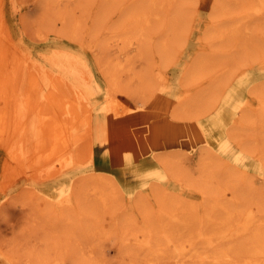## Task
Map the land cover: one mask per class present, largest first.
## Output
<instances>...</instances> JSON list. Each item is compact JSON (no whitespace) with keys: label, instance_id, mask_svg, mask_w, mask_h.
Instances as JSON below:
<instances>
[{"label":"rangeland","instance_id":"rangeland-1","mask_svg":"<svg viewBox=\"0 0 264 264\" xmlns=\"http://www.w3.org/2000/svg\"><path fill=\"white\" fill-rule=\"evenodd\" d=\"M115 1L114 6L125 0ZM180 1L183 9L179 26L175 32L172 28L167 31L169 49L162 51L159 40L168 28L167 19L172 27V8L144 29L145 54H137L136 48L129 53L132 69L117 70L121 89L112 93L107 74L96 59L97 55L108 62L112 59V66L115 59L124 57L118 58L115 49L109 48L113 32L96 22L109 0L66 1L73 15L81 19L74 37L63 30L58 18L51 15L52 21L46 20H51L45 15L49 7L46 0H0V264H130L136 258L126 251L128 230L145 231L146 244L153 247L158 244L157 232L152 234L156 224L162 233L167 221L176 223L185 217L195 234L203 231L204 194L194 178L202 179L198 165L206 155L213 156L214 168L232 181L226 190L237 188L238 200H253L256 208L260 203L259 212L264 215V160L255 155L264 152V120L259 118L264 104L251 91L264 88V11L245 13L259 0L247 6L239 4L242 0ZM114 9L104 26L116 25L114 21L121 17L119 8ZM241 18V34L235 40H221L216 28L235 26ZM242 35L251 37V47L243 49L239 43L234 44ZM202 50L207 55L225 52L231 56L224 65L210 69L214 72H207H217L213 78L196 86L204 73L190 86L184 85L182 74L186 67L194 66L193 58L203 55ZM111 53L112 58L108 55ZM139 71L151 77L154 92L160 90L147 100L141 99L145 98L140 94L143 87L134 75ZM206 88L213 96L208 104L202 103L205 109L194 113L190 106L172 116L184 103L178 104L180 96L189 92L193 97ZM46 92L72 102L78 109L77 126L67 132L63 143L62 138L51 140L43 135L51 114L40 104ZM166 101L169 109H164ZM112 105L127 111L123 118L111 115ZM247 105L255 109L249 119L242 114ZM139 109L151 116L149 126ZM168 115L169 120L165 119ZM241 117L243 121L237 122ZM166 158L171 159L170 164L166 162L169 167L163 162ZM92 175L102 177L106 181L104 192L111 195L115 191L117 197L106 204L93 202L96 192L87 179ZM112 180L117 183L115 190L110 187ZM155 187L181 196L199 210L180 218L179 210L172 206L171 215L162 216L153 194ZM144 194L155 220L152 223L135 207V201L145 203ZM31 198H35L33 202L41 200L39 206ZM234 199L229 192L226 200ZM48 203L50 207H43ZM46 208L57 218L71 217V237H79L85 254L68 243L63 260L59 253L45 261H29L26 251L41 237L39 228L34 232L30 226L42 220L38 214ZM128 215L134 217L124 224L122 219ZM139 249L144 253L150 248ZM163 260L164 264H181L173 258Z\"/></svg>","mask_w":264,"mask_h":264},{"label":"bare ground","instance_id":"bare-ground-1","mask_svg":"<svg viewBox=\"0 0 264 264\" xmlns=\"http://www.w3.org/2000/svg\"><path fill=\"white\" fill-rule=\"evenodd\" d=\"M66 1H70V0H66ZM66 1L46 0L45 4H47L49 7L46 5V7L48 8L46 10L47 13L45 15H47V17H49L50 19H51L50 17L51 15H53L52 18L53 17L58 18L64 24L63 30L71 37H74L78 35L77 28L81 24V19L73 15L72 8L69 7L68 5L69 2ZM125 1L114 6L116 1L109 0V3L108 5H106L105 10H103V12L100 13L99 15V21H98V17L96 18V22L99 25L105 28L107 27V29L113 32L112 35L110 34L112 39L109 41V48L111 47L113 50L115 49V52H117L118 54L117 56L118 58L120 56H124L116 60L115 58L117 57H114L115 55L113 53L114 55L113 58L115 59V61H113L114 65L112 66L109 65V62L112 63L111 62L112 59L108 62L107 59L105 58L102 59L103 56L101 55L96 56V59L99 63L101 70L105 73V75L107 74L106 77H108L110 89L113 90L111 91L112 93H115L116 90L121 89V84L119 81L120 77H118L119 71L117 72V70L131 71L132 69V64H131L132 57L131 55H129V53L136 48V50H139L137 54H140L141 56L145 54L144 29L147 26L151 25V23L154 20L160 18L161 13H164L165 11L168 12L170 8L174 9L172 27L169 26L170 20L167 19L166 24L168 25V28L164 30L163 35H161L159 40V45L162 51L168 50L170 37H169V32L167 31L168 30L170 31V29L172 28V30H174L175 32V28L179 26V22L181 19L180 14L182 13V9H183L182 7L183 4L181 3L180 0H133L131 2L128 0L127 1L128 3H126ZM250 1L253 0H248V1L242 0V2L239 4H241L242 6L245 5L247 6L248 5L247 3ZM51 7H53V10H51ZM112 8H115L113 11H116L117 8H119L118 11H121L122 15L120 14L121 17L118 20L114 21L113 24L116 25L110 24L104 26L105 20H107L109 17L112 16V15L108 16ZM246 9H247V11H245V13L247 12L246 14L262 12L264 11V0H259V2L256 4L252 3ZM46 20L52 21V19L51 20L46 19ZM241 21L242 18L238 21L240 23L238 24L236 23L235 26L230 25L226 27H221V26L217 27L216 30L219 36L221 37L220 39L226 40L227 38H232L233 40H235V38L239 34H241L240 28L241 25L243 24V23L241 24ZM252 42L253 40L251 39V37H248L246 35H244L243 37L242 35V37L238 41H235L234 44L237 45L239 43L240 47L244 49L251 47L250 45H252ZM134 44L135 47L133 48ZM240 50L242 49L240 48ZM203 51L204 50L200 52L203 55H201L199 58H193L196 60L194 66L190 68L191 65H189L188 67H186V70L182 74L184 75L182 77V82L184 85L190 86L191 81H194L195 79L197 80V78H199L201 75L203 76L204 73L210 72L213 68H215V66L225 63V61L228 60L231 56L229 54H225V52L220 53V55H217V53L215 52H213V54L210 52L208 54L211 55H207L204 54ZM108 55H110L111 56L110 58H112V53ZM206 56H211V57H206ZM106 67L108 68L110 67L111 72ZM204 68L207 69L204 71ZM222 69L223 66H221V70ZM218 70L220 69L218 68ZM116 74L118 75L117 76L118 79L116 77ZM216 74L217 72L212 74L207 73L203 79L198 80V82L196 81L197 82L196 86H198L205 80L213 78ZM134 75L137 76L140 88L143 87V91L142 93L140 92V94L146 99L141 98L142 100H147L149 96L153 94H158L160 92V90L154 92L151 77L147 75L146 71L134 72ZM2 85L3 83L2 84L0 83V88H2ZM251 91L256 93V95L259 97V99H261L262 103L264 104V88L261 87L259 89H252ZM212 96L213 94L210 88H206L203 91H200L198 94H196L193 97L189 92H185L182 97L180 96L181 99L178 102V104L184 102L181 105V109L179 108L180 111L178 110L177 112L173 110L174 112H172V116L175 117L176 114L180 115L183 108L190 109V106H191V111L194 113H196V110L201 111L202 109H205L203 108L202 103L206 102L208 104ZM40 104H44L47 110L51 113L49 119L50 125L48 129L44 131L43 133L44 137L46 139L50 138L51 140H56V139L61 140L62 138L64 139L62 143L65 142L66 140L65 136H67V132L70 130H74L77 126L76 125L77 119L78 120L80 119V117H78V109L76 105L73 104L72 102H67L65 100L54 98V93L52 92H46L43 101L40 102ZM168 104L169 102L166 101V103L164 104V109L170 108L169 107L170 105L168 106ZM111 109H112L111 115L114 116L116 119L123 118V114L127 113V111H121V109L115 105H112ZM243 109L244 110L242 111V114L245 116V119H249V116L253 114L252 109L255 110L251 105H247L246 107H243ZM138 111L140 112V115H143L144 121L149 126V124H151L150 122L151 116L146 115L140 109ZM260 112L262 114L259 115V118L260 119L262 118L264 120V108H262ZM166 118L168 119L170 118V116L168 115L165 117V119ZM170 121H172V119H170ZM242 121L243 119L241 117L238 119L237 122L241 123ZM204 127L205 126H203V128ZM203 131L204 132L207 131L206 127L203 129ZM56 150L59 151L60 149H56ZM255 155L258 157H262V159L264 160V152L262 151L255 152ZM168 160L171 159L170 158L163 159V162L166 166L169 167V165L166 164ZM168 163L170 164L171 162ZM171 167L173 168L174 166ZM198 169L203 172V177L200 180L196 178L194 179L196 180L195 182L198 184V187L202 190L204 194V198L202 200L203 205H201V207L204 208L203 228L205 229L195 234L191 229L190 223L187 225L186 221L184 220L186 219L184 217L185 213L187 215L192 213L193 211L196 212V210H199L197 205L186 204L181 196L179 197L178 195L173 196L172 194H169L165 189H162L160 187H155L154 189L156 190L153 191L154 192L153 194H156L155 196L160 206L159 211H161L162 216L165 214L167 217H169L172 213L170 207L174 206V209H176L175 211L179 210V215H181L180 218L181 217L184 218H181V220L178 219L176 223H169L167 221L168 226L162 222L165 225L163 227L164 231H162V233H160L161 227H158V225L156 224L154 226L155 231L152 234L157 232L158 236H156V242L158 244L154 247L151 244H146V241H148V237H147L148 234L145 231L137 232L133 230L132 231L128 230L125 234L126 237L128 236L127 238H125V241L128 242L126 243L127 245L126 251L129 252L130 254L135 255L136 258V261H130L129 262L130 264H134V263L164 264L165 262L163 258L165 257L178 260L181 264H188L189 259L191 260V264H264V215L259 212V209H261L260 203H258L259 206L256 208L255 205L252 204L253 200L249 202L238 200L237 198L238 196L235 194L237 188L234 189L231 186L229 191L226 190L228 187H230L229 184H231L230 182L232 181L229 178L226 179V177L218 173V171L214 168L213 156L206 155L204 159L201 162H199ZM87 179L89 180L90 184H93L92 187L96 192L95 198H93V202L94 200H98V204H99V200H100L102 204H106L109 202L111 197H117L115 191L111 195H107V193L104 192V183L106 181L102 177L100 178L96 175H92L89 178L87 177ZM110 184H111L110 187H112V189L115 190L114 188L117 187L116 186L117 183H115V181L113 182L112 180ZM229 192L231 193V195H234L235 198L234 200H230V201L226 200ZM139 196H141V194ZM145 196L146 195L144 194L145 203H141L138 201V204L140 205L138 206V204L135 201V207L138 209L140 208L145 218L147 219L148 223H152L155 220L152 217V213L150 209L149 208L147 209L148 197L146 198ZM102 199H105V201ZM140 199H143V197H140ZM30 200H32L33 202L35 198L34 200L31 198ZM39 202H41V200L35 201L33 203L36 206L37 205L39 206ZM90 202L92 201H89L88 204ZM50 206L51 205L49 203L46 204V206L43 205V207H50ZM46 210L47 211L43 212V209H40L41 213H39L38 215L40 218H42V220L36 222L34 226H30V230L34 232L39 228L41 237L39 235L38 236L39 241H37V243L35 242L36 244L33 246L30 245L29 250L27 249L26 256L29 259V261L32 263H35L38 260L45 261L48 260L53 255L57 256L59 253H60L59 256H61L60 260H63L64 253L66 249L69 248L68 243L71 244V246L72 245L78 246L79 248L82 249L81 251L84 252L85 254L86 253V249L84 248L85 246L83 242L79 240V237L73 235L71 237V234L74 233L73 226L71 224V217L57 218L54 214H52L48 210V208H46ZM131 213L132 211L130 212V214ZM35 216L37 215L35 214ZM131 216L133 215L130 216L128 215L127 217L124 216L123 217L124 220L122 219L123 223L127 224L129 223L130 220L132 221V218L134 216L133 217ZM43 218H47V219L45 220ZM164 219L167 218L164 217ZM99 233L100 232H98L97 229V234ZM196 236H198L199 241H197L198 239ZM84 241L86 242V240ZM129 241H131L132 244L129 243ZM172 245L174 246V248L170 249ZM146 247L150 248L149 252L143 253L139 249V248L145 249ZM87 249L89 250V248ZM101 249L103 250V248ZM92 251L94 250H91V253ZM138 253H140L141 255H138Z\"/></svg>","mask_w":264,"mask_h":264}]
</instances>
